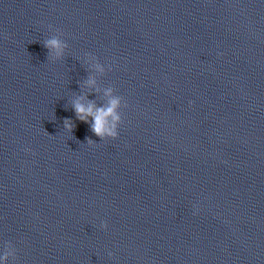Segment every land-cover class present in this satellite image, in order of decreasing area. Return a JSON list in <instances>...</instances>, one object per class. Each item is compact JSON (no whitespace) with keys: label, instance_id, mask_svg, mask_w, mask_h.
<instances>
[{"label":"clouds","instance_id":"obj_1","mask_svg":"<svg viewBox=\"0 0 264 264\" xmlns=\"http://www.w3.org/2000/svg\"><path fill=\"white\" fill-rule=\"evenodd\" d=\"M51 25L49 28L51 29ZM57 33H61L59 29L55 30ZM62 34V33H61ZM43 46L47 49L48 59L53 58H63L64 51L68 47V44L59 38V36H52L47 38L43 42ZM93 59H98L93 57ZM95 68L98 71L103 72L102 66L97 63ZM110 71L111 65H109ZM87 85L91 86L95 84V80L91 77L85 82ZM105 95L109 96L110 99L105 106L97 107L94 102L84 103V97L77 96L72 100V108L75 112L76 119L88 123L90 125V130L95 136L99 137L101 141L106 139H116L119 135V126L122 123V113L121 109L127 105L123 101V97L114 94L112 88L105 90ZM91 118V119H89ZM64 128L72 133L75 124L71 119H65L63 121ZM86 143L90 146L94 145L96 142L91 138H86ZM102 228H107V224L102 222ZM15 255L14 251L5 250L2 255H0V264H6L9 256ZM111 256L112 253H109Z\"/></svg>","mask_w":264,"mask_h":264}]
</instances>
